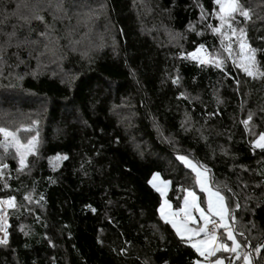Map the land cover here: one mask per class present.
I'll return each mask as SVG.
<instances>
[{"label":"trees","instance_id":"trees-1","mask_svg":"<svg viewBox=\"0 0 264 264\" xmlns=\"http://www.w3.org/2000/svg\"><path fill=\"white\" fill-rule=\"evenodd\" d=\"M56 3L63 10L53 19L48 5ZM241 3L252 11L247 23L237 17L248 43L264 50V0ZM25 4L43 7L44 23L12 14H28ZM201 5L213 8L212 0H0V46L15 32L0 65V127L30 126L19 135L38 140L22 172L0 152L9 164L0 194L16 205L0 264H192L199 257L160 221V196L147 183L159 173L168 195L182 198L194 179L177 154L206 164L218 186L238 194L236 229L253 247L263 241L264 152L251 141L264 131V77L249 78L231 61L225 76L180 58L200 43L220 49L199 19ZM45 24L48 40L37 35ZM26 36L38 43L14 46ZM257 59L264 70V51ZM57 154L68 159L53 171Z\"/></svg>","mask_w":264,"mask_h":264},{"label":"snow or ice","instance_id":"snow-or-ice-1","mask_svg":"<svg viewBox=\"0 0 264 264\" xmlns=\"http://www.w3.org/2000/svg\"><path fill=\"white\" fill-rule=\"evenodd\" d=\"M212 4L211 12L207 11L202 5L200 6L199 19L204 23L205 28L217 38L220 49L213 48L209 52L205 44L200 43L193 51L185 53L182 50L179 54L180 58L194 60L197 62L198 67L211 66L218 68L225 76L228 73L224 65L227 61H231L234 68L240 69L249 78L259 79L264 77L261 61L257 59V53L264 50L252 47L248 43L246 28L241 26L242 22L237 19V17H243V23H247L252 15L251 9L245 7L241 0H212ZM24 7L29 8L28 14H18L15 10L12 14L16 15L25 24H30L32 20L44 23V16L40 14L44 11L43 7L27 4ZM48 7L53 9L50 13L53 19H56L57 14L63 10L60 3L49 4ZM19 8L20 5L18 4L17 10ZM212 20H215L216 23L213 24ZM189 30H194L191 25ZM52 31V26L45 24V31L37 32V35L48 40L52 36ZM196 34L199 36L201 32L198 31ZM6 35L7 39L0 46V65L4 62L7 48L13 46L12 39L15 32ZM37 43L36 40H30L26 36L23 40H17L14 46L19 48L22 45H35ZM45 48H48L47 44H45ZM29 55L31 56V52ZM40 55H43V53L38 52L35 58L38 59ZM17 59H20L19 56H17ZM20 63H24V61L20 60ZM19 79H22V77H19ZM72 79H75V77H72ZM235 82L239 84L238 80ZM172 83L177 85L179 77H173ZM71 88L70 81L69 89L71 90ZM180 97L187 98L183 92L179 94L178 99ZM251 120L252 113H249L248 117L241 121L245 125L246 132L250 128L249 122ZM31 124L34 126L38 124V121L32 120ZM181 127H184L183 123ZM22 130L31 133L32 128L21 126L15 128V130H10L8 127H0V152L5 157L12 155V158L17 162V172L28 169L31 163L28 157L37 155V136L28 135L25 141L19 135ZM251 147L264 152V131L255 136L251 141ZM67 159L66 155L57 154L55 157L49 158V164L52 170L55 171L59 164L54 163V161L60 162ZM176 160L181 162L184 168L191 170L194 183L192 186L180 188L183 198L175 209L165 199L169 181L162 180L159 173H153L147 183L159 193L161 202L157 212L160 221L171 227L181 245L191 248L198 257L202 258V260L193 261L192 264H224V258L217 257V253L221 252L229 254L227 257L228 264H261V259H264V251H262L264 250V242L253 247L245 237V232L236 229L237 218L234 213L241 208L238 194L233 192L227 184L223 185V188L218 186L211 174V169L194 157L177 154ZM8 168L9 164L0 159V180H5V170ZM157 181L159 182L157 183ZM260 183L264 185V180ZM3 188H9V185L5 182ZM196 189L203 195H198ZM24 199L31 201V193L25 194ZM244 199V207L247 208V202L251 197L245 195ZM15 206V197L0 198V232L3 233V235H0V245H6L8 242V233L5 231L7 224L6 209ZM93 211L95 210L93 209ZM221 229L223 233H221ZM25 235H28V233L25 232ZM238 237H244V239H238ZM228 241H230V244ZM253 253H255V256H253ZM214 257L215 259H210Z\"/></svg>","mask_w":264,"mask_h":264},{"label":"rangeland","instance_id":"rangeland-1","mask_svg":"<svg viewBox=\"0 0 264 264\" xmlns=\"http://www.w3.org/2000/svg\"><path fill=\"white\" fill-rule=\"evenodd\" d=\"M45 53L48 55V54H52L53 53V49L51 48V49H47V50H45ZM58 63H56V65H57ZM56 65H51V66H53V67H55ZM40 67V64L38 65V68ZM240 70V69H239ZM50 71H52V69L50 70ZM151 177H152V175H151ZM150 177V178H151ZM160 178L162 179V180H164L161 176H160ZM168 181V180H167ZM159 181H157V183H158ZM168 188H169V186H168ZM168 190L169 189H167V192H166V196H165V199H167L168 201H169V203H171L172 204V206H173V209H175V207H177L178 206V204H179V202L182 200V198H179V199H174V198H172V197H170L169 195H168ZM159 194V193H158ZM8 196H10L8 193H6V192H4V193H1L0 194V198H6V197H8ZM161 202V201H160ZM13 208V207H12ZM12 208H7L6 209V216H7V224H6V232L8 233V229H9V227H10V222H9V216H8V213H9V211L12 209ZM222 230V229H221ZM222 233H223V231H222ZM9 241H10V237H9V233H8V242L7 243H9ZM228 243L230 244V241H228ZM229 254L228 253H217V257H222V258H224V264H227V256H228ZM210 259H215V257L214 258H210ZM196 260H202V258L201 257H199L198 259H196ZM147 261H148V264H152V261H151V259H147Z\"/></svg>","mask_w":264,"mask_h":264},{"label":"bare ground","instance_id":"bare-ground-1","mask_svg":"<svg viewBox=\"0 0 264 264\" xmlns=\"http://www.w3.org/2000/svg\"><path fill=\"white\" fill-rule=\"evenodd\" d=\"M5 229H6V226H5ZM6 231V230H5ZM0 235H3V233L2 232H0Z\"/></svg>","mask_w":264,"mask_h":264},{"label":"water","instance_id":"water-1","mask_svg":"<svg viewBox=\"0 0 264 264\" xmlns=\"http://www.w3.org/2000/svg\"><path fill=\"white\" fill-rule=\"evenodd\" d=\"M193 62H195V63H197L196 61H194V60H192ZM262 242H264V239H263V241Z\"/></svg>","mask_w":264,"mask_h":264},{"label":"crops","instance_id":"crops-1","mask_svg":"<svg viewBox=\"0 0 264 264\" xmlns=\"http://www.w3.org/2000/svg\"><path fill=\"white\" fill-rule=\"evenodd\" d=\"M169 189V188H168ZM203 195V194H202ZM228 257V256H227Z\"/></svg>","mask_w":264,"mask_h":264}]
</instances>
